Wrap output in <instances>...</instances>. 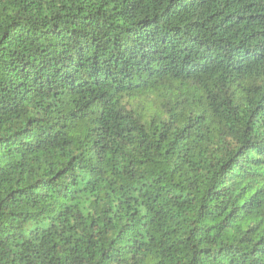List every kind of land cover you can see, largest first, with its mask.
Masks as SVG:
<instances>
[{"label":"trees","instance_id":"obj_1","mask_svg":"<svg viewBox=\"0 0 264 264\" xmlns=\"http://www.w3.org/2000/svg\"><path fill=\"white\" fill-rule=\"evenodd\" d=\"M0 264H264V0H0Z\"/></svg>","mask_w":264,"mask_h":264}]
</instances>
